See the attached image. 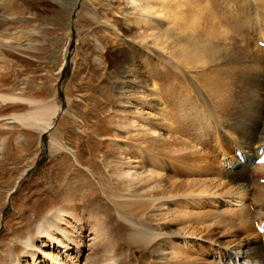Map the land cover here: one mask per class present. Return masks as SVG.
Returning a JSON list of instances; mask_svg holds the SVG:
<instances>
[{
  "label": "rangeland",
  "instance_id": "374dc122",
  "mask_svg": "<svg viewBox=\"0 0 264 264\" xmlns=\"http://www.w3.org/2000/svg\"><path fill=\"white\" fill-rule=\"evenodd\" d=\"M261 40L264 0H0V264L51 207L74 210L86 225L74 232L66 218L64 226L74 240L83 237L77 264H161L142 231L126 223L160 230L139 174L151 152L165 195L177 181L221 171L253 186L230 194L212 186L216 200L197 204L172 200L177 215L166 229L185 236L160 243L191 264H230L225 246L262 243ZM181 50L195 68L182 63ZM147 129L181 134L182 144L150 150Z\"/></svg>",
  "mask_w": 264,
  "mask_h": 264
},
{
  "label": "bare ground",
  "instance_id": "6f19581e",
  "mask_svg": "<svg viewBox=\"0 0 264 264\" xmlns=\"http://www.w3.org/2000/svg\"><path fill=\"white\" fill-rule=\"evenodd\" d=\"M168 2H169V0H168ZM168 7L171 8L172 6L169 4ZM140 11L145 14V12H147V13L149 12V8L143 7V8H140ZM167 15H168V13H167ZM166 22L169 25L172 24L170 14L168 15V17H166ZM177 31H179V30H177ZM261 41L264 42V40H261ZM195 50H196V53L193 56V60H196V57H197V59H199L198 58V52L201 51V44L200 43L196 42ZM177 56L181 57V59L183 61L182 63L184 65H186L187 68H189V67L195 68L196 67V66H194V63L192 62L193 60L191 57L192 56L191 52L184 53V51L181 50V51L177 52ZM170 63L174 66L178 65V63H174V62H170ZM59 109L60 108H57L55 110V113H54L55 117H57V115L59 114V112H60ZM52 124H53V122H52ZM52 124L50 127H52ZM147 130H148L149 137H148L147 141H143V143H146V142L150 143L151 142L153 144V146H152L153 149H150V150H154V148H155L154 143L157 144L158 142H161L163 147L165 148V150H167L169 152H173L174 150L177 149V145L182 144V142L180 141L182 139L181 134L174 136V135H170V134H165L164 132L161 133L160 131H157L158 133L156 131H154L152 133V132H150V129H147ZM177 130L178 129H176V131ZM177 132H179V131H177ZM155 136H157L158 138H155ZM247 140H249V139H247ZM189 143H190V141H189ZM258 147H259V150H258L259 152H258L257 156L255 157L256 161H257V159H259L264 154V151H262V150H264V142L262 144H260ZM164 152H166V151H164ZM166 155L164 154V156H162V155L161 156H162V158L163 157L166 158ZM150 157H152V159L149 161V165H148L147 169H142L143 171L139 172V174L145 173V178L140 177L141 179H144V183H145V187H146L145 197H143V199L145 200L144 205H145V207H146V205L147 206L149 205L151 207V209L156 213V215H158L160 217V220L158 221V224H157V227L160 229L159 230L160 232L159 231L154 232L153 229H147L148 224H146V223H143V224L134 223L129 218L126 220V223H129L130 225H133L142 231V233L144 234L142 237L148 242V244L145 246H147V247L149 246L151 248V250L155 253V256H156L155 259H157L161 264H191L189 262V260H187L186 257H184L182 254H181L182 256L178 255L173 249L167 247L164 243H160L158 241L159 239L164 238V236L168 234V236H170V239H171L170 245H172V241H173L172 239L173 238H179V237L183 238L185 236L183 234L182 228H177L175 230L170 231L169 233H168V230L166 229L167 223L170 224L169 222H171L173 217H176V215H177V213L173 212V210L171 209L170 202L172 200H176L177 207L180 206L184 200H187L188 202H191L192 204H195V203L197 204L198 202L202 203L203 200L204 199L206 200V198H208V197H213L216 200V198L218 196L217 193H219L217 187H220V188L222 187L227 192L228 191L229 192L230 191L240 192L241 190L243 191V188H244L245 193H247L246 191L249 190L250 188H253V186H252V184H250L247 187L245 183L243 184V182L238 181L235 178L236 176L234 177V175H231V173L223 172L220 170L221 172L218 173V177H216L214 179H206L205 178V179H202L201 181H193L191 183H184L183 180H181V182L177 181L174 184V186L177 190L173 191L174 193H170L169 195H165L162 192L161 193L158 192L159 189L161 188V185H159V184L157 185L155 183L156 171L154 170L153 167H154V163L157 159L156 158L157 154L154 155V152H151ZM240 164L245 165L244 163H240ZM262 164H264V163H262ZM243 165H238V166H242L244 168ZM258 165H260V164H258ZM214 167H215V165H214ZM208 169L211 170L212 168H208ZM203 171L206 172L207 170L203 169ZM208 176H209V174H208ZM195 185H199V187L195 188ZM212 186H217V187H215L216 188L215 190H211L210 187H212ZM185 187H186V191L181 193L179 190H183ZM247 195H249V194H247ZM209 200H211V199H209ZM65 201H68V200H65ZM229 202L234 204V205H237L236 203H238V202H236V200H233V201L229 200ZM187 204H189V203H187ZM212 204H214V202ZM167 206H168V210H169L168 212H167V210H163ZM198 206H199V204H198ZM245 210H247V209L245 208ZM161 211H164V212H161ZM228 211H229V209H228ZM230 211H233V210H230ZM170 212H172V214H170ZM230 213H232V212H230ZM241 213H243V212H241ZM234 214H236V213H234ZM240 215H242V214H240ZM43 216H44L43 220L39 224L36 225V230L34 233H31L29 236H24V238L19 239V242H18L20 245V247L18 248L19 252L16 251L15 254H13L11 257H9L5 262H3V264H77V262L75 260L82 253L81 247L85 246V244L83 243V240H82L83 237L80 236L77 240H74V238L71 237V234H72L71 230L68 231L66 228H64V226L66 227L67 226L66 223H68V220H66V218L67 219H74V223H72L71 224L72 226H70V228L73 229L74 232L77 230L82 231L83 229H85L86 228L85 223H83L82 219L79 218L75 214L74 210L65 209L64 207H51L48 210V212L45 213ZM232 218H230V220ZM198 219H199V217H198ZM234 219L236 221H238V215H237V218H234ZM239 219H241V218L239 217ZM248 221H249V219H248ZM160 224H163V225L159 226ZM243 225L245 228L247 227L246 224H242V226ZM224 226H226V225H224ZM95 236L96 235L93 234V236L91 237V240H94ZM131 240L133 242L137 243L136 237H132ZM248 242L249 243H240L237 248L225 246L224 248H226V249H232V250H228L227 253L224 254L225 260H228L230 264H264V240H263V242L261 241L262 243H258V244L254 243L253 240L248 241ZM38 243H40V244H38ZM151 244H152V246H150ZM44 245H47L48 246L47 248L50 247L51 249L49 248V249L43 250ZM186 245L188 246V248L190 246L192 247L193 242L192 241L188 242V243H186ZM74 248L76 250L75 258L73 257V254L71 253V251H73ZM28 259H30V260H28Z\"/></svg>",
  "mask_w": 264,
  "mask_h": 264
},
{
  "label": "water",
  "instance_id": "95a60500",
  "mask_svg": "<svg viewBox=\"0 0 264 264\" xmlns=\"http://www.w3.org/2000/svg\"><path fill=\"white\" fill-rule=\"evenodd\" d=\"M64 108H65V107L63 106L62 111L64 110Z\"/></svg>",
  "mask_w": 264,
  "mask_h": 264
}]
</instances>
